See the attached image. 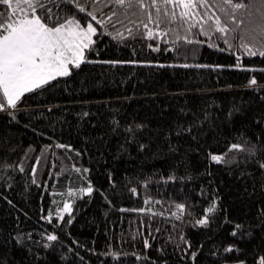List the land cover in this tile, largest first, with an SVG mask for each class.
Wrapping results in <instances>:
<instances>
[{
    "label": "trees",
    "instance_id": "obj_1",
    "mask_svg": "<svg viewBox=\"0 0 264 264\" xmlns=\"http://www.w3.org/2000/svg\"><path fill=\"white\" fill-rule=\"evenodd\" d=\"M196 31L202 43L173 48L164 38L120 42L101 30L68 77L24 94L15 120L0 112V264H257L264 149L230 164L211 161L209 152L244 137L264 144V57ZM170 174L176 179L161 178ZM89 182L93 191L81 194ZM66 199L71 211L56 216ZM213 200L208 223L195 225ZM176 203L185 204L180 218L171 214ZM49 211L52 218L42 219ZM49 232L58 241L46 249Z\"/></svg>",
    "mask_w": 264,
    "mask_h": 264
},
{
    "label": "snow or ice",
    "instance_id": "obj_2",
    "mask_svg": "<svg viewBox=\"0 0 264 264\" xmlns=\"http://www.w3.org/2000/svg\"><path fill=\"white\" fill-rule=\"evenodd\" d=\"M0 6H2L0 7V112L6 113L13 120L17 118L16 113L24 94L34 93L36 90L45 91L58 83L57 78L68 77L74 68H78L82 61H86V50L94 46V34L100 35L101 30L108 32L113 39L120 42H123L124 37L135 35L157 40L164 38L168 41L169 47L173 48L181 47V42L202 43L203 41L197 38L196 30H198V34L208 37L209 40L214 36L222 40L228 50H242L243 54L250 57L257 54L264 57V0H0ZM137 14L146 16V22L141 19H128L129 16L135 17ZM238 16L247 17V21ZM178 20L179 28L174 27ZM124 21H127L126 27ZM165 22L167 26L161 27L160 25ZM110 23L121 27L110 31L108 28ZM169 33L172 34L171 38ZM211 46L218 45L212 43ZM148 47L153 48V45L149 44ZM110 63L123 62L110 61ZM131 63L142 62L131 61ZM240 66L238 55L234 67ZM247 83L248 86L255 85L256 77H251ZM177 130H180L179 127ZM56 146L72 147L62 144ZM140 147L144 148L145 145L140 144ZM262 149L264 144L258 142L249 144L248 138L244 137V143L231 142L224 152H209V159L217 163L230 164L238 159H244L241 153H247L248 159L245 163H248ZM232 150L237 152L230 156ZM39 159L40 157H37V161ZM257 164L264 176V159L257 160ZM20 170L23 171V168L21 167ZM32 171L35 173L36 164L32 165ZM76 171L79 172L80 169L76 168ZM83 171L87 172L88 169L85 168ZM161 178L176 179L171 174ZM261 189L264 190V183L261 184ZM67 191L72 194L76 190L69 187ZM92 191L91 182L79 189L81 194ZM132 191L135 192L136 189L133 188ZM70 204L71 200H64L63 207H57L55 215L62 217L63 213L70 212ZM175 208L176 210L171 214L180 218L185 210V204L176 203ZM215 208L216 203L213 200L209 207L204 208V215L195 219L194 224H207L208 213L213 212ZM138 211L144 212L146 209L141 208ZM261 211L264 212V207ZM52 215L53 213L49 211L47 216L41 218L50 220ZM240 227L236 225L232 229V235L235 236ZM22 235L17 234V243L21 242ZM180 238L184 243H190L184 238L183 232L180 233ZM57 241L58 236L55 232L46 233L43 247L47 249L49 246H54V242ZM147 244L148 241L145 240V246ZM233 247L229 244L227 250ZM36 255L39 258L40 253L37 252ZM117 255V252L112 253L113 257ZM195 255L196 252L193 251L192 256ZM236 264H245V262L237 261ZM257 264H264V255L258 257Z\"/></svg>",
    "mask_w": 264,
    "mask_h": 264
}]
</instances>
